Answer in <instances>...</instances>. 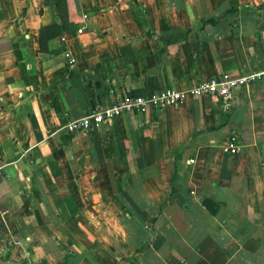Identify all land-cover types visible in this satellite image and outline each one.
<instances>
[{
    "label": "crops",
    "instance_id": "obj_1",
    "mask_svg": "<svg viewBox=\"0 0 264 264\" xmlns=\"http://www.w3.org/2000/svg\"><path fill=\"white\" fill-rule=\"evenodd\" d=\"M261 70L264 0H0V264H264V75L62 127Z\"/></svg>",
    "mask_w": 264,
    "mask_h": 264
},
{
    "label": "built area",
    "instance_id": "obj_2",
    "mask_svg": "<svg viewBox=\"0 0 264 264\" xmlns=\"http://www.w3.org/2000/svg\"><path fill=\"white\" fill-rule=\"evenodd\" d=\"M80 30L78 28L76 32ZM61 40H63V37H61ZM67 55L68 52H65V56ZM262 75H264V70L241 74L223 71L190 84L183 89L166 87L142 95L121 96L109 105H95L85 114L68 120L62 127L69 133H76L98 126L104 121H111L124 112L145 111L149 108L160 109L166 105L179 104L186 97L199 95H211L226 102L232 97L236 89L260 79ZM234 140V137H230L227 146L232 152H238L239 146L235 144ZM1 170L2 165L0 164V173Z\"/></svg>",
    "mask_w": 264,
    "mask_h": 264
},
{
    "label": "trees",
    "instance_id": "obj_3",
    "mask_svg": "<svg viewBox=\"0 0 264 264\" xmlns=\"http://www.w3.org/2000/svg\"><path fill=\"white\" fill-rule=\"evenodd\" d=\"M208 22L212 23L211 21H208ZM66 185H67V188H68V190L70 192V195H71L72 200L75 203L76 207L78 209H81L82 208V204H81L80 199H79V193H78L76 182H74L73 180H70V181L67 182ZM172 192H173V188H172V186H170L169 187V193H168V196H167V200L169 199V197L172 194Z\"/></svg>",
    "mask_w": 264,
    "mask_h": 264
}]
</instances>
